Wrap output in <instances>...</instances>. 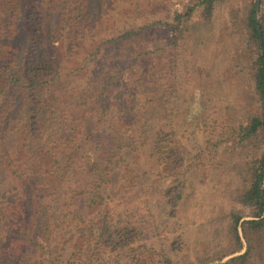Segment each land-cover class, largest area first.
<instances>
[{
	"label": "rangeland",
	"instance_id": "374dc122",
	"mask_svg": "<svg viewBox=\"0 0 264 264\" xmlns=\"http://www.w3.org/2000/svg\"><path fill=\"white\" fill-rule=\"evenodd\" d=\"M32 1L48 10L54 32L49 51L60 76L48 99H57L68 123L53 130L62 149L71 142L81 146L78 157H89L111 126L132 141L122 151L128 167L110 177L103 200L65 208L74 216L54 233L61 264H84L79 230L102 218L137 226L140 264H160L162 256L193 264L218 254L241 183L230 131L243 121L251 88L237 27L248 0H217L211 25L196 13L176 43L163 24L194 0ZM176 194L169 214L166 199ZM249 264H264V256Z\"/></svg>",
	"mask_w": 264,
	"mask_h": 264
},
{
	"label": "trees",
	"instance_id": "16d2710c",
	"mask_svg": "<svg viewBox=\"0 0 264 264\" xmlns=\"http://www.w3.org/2000/svg\"><path fill=\"white\" fill-rule=\"evenodd\" d=\"M216 1L194 0L175 12L172 22L163 24L171 41L183 36L196 13L208 28ZM47 18L48 10L32 0H0V264H61L64 248H57L54 233L64 231L67 217L74 216L64 214L65 208L100 203L110 177L128 167L122 151L132 141L115 126L89 157L77 156L81 146L69 142L71 135L63 149L55 139L54 128L68 123L57 114V99H48L60 72L49 51L54 32ZM237 27L251 84L243 121L230 131L241 183L225 213L227 246L193 264H249L264 256V0H248ZM133 35L122 37L129 42ZM166 155L170 170L175 160L171 151ZM179 198L166 199L169 214ZM79 232L86 246L84 264H140L136 225L102 218ZM160 264L174 261L162 256Z\"/></svg>",
	"mask_w": 264,
	"mask_h": 264
}]
</instances>
